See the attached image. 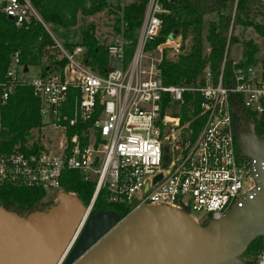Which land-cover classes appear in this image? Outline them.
I'll return each mask as SVG.
<instances>
[{"label": "built area", "instance_id": "built-area-1", "mask_svg": "<svg viewBox=\"0 0 264 264\" xmlns=\"http://www.w3.org/2000/svg\"><path fill=\"white\" fill-rule=\"evenodd\" d=\"M132 1L121 0L114 17L122 19ZM0 13L16 27L42 23L29 0H0ZM168 13L163 0H147L134 42L123 35L127 24L120 21L121 33L105 46L103 74L86 63L84 46L65 47L42 23L53 40L46 50L64 65L26 79L29 68L19 53L12 55L0 80V132L2 109L18 85H27L39 101L40 130L54 132L57 142L38 144L35 153L0 152V187L38 188L57 202L62 172L79 171L94 184L81 225L102 189L111 202L185 212L199 225L220 220L252 198L256 183L249 159L239 156L235 124L247 126L264 115V62L232 61L228 85L222 71L214 83L207 68L202 85H165L162 60L187 47L180 34L179 41L168 36L153 46ZM186 93L198 94L200 103L197 117L183 123ZM186 109L188 115L194 110L191 104ZM195 118L202 127L191 140L188 126ZM253 264H264V250Z\"/></svg>", "mask_w": 264, "mask_h": 264}, {"label": "trees", "instance_id": "trees-1", "mask_svg": "<svg viewBox=\"0 0 264 264\" xmlns=\"http://www.w3.org/2000/svg\"><path fill=\"white\" fill-rule=\"evenodd\" d=\"M110 0H29L39 15L42 23L51 25L53 32L62 30L69 32L77 25L78 15L93 16L106 11L115 15L120 8L118 2L114 9H109ZM147 0H133L124 7L122 19L114 18L115 35L120 34L119 22L124 21L127 29L123 35L135 41L136 30L139 27ZM258 0H163V6L169 11L162 15V28L153 46L163 43L165 39L177 30L183 42H189V47L175 58H164L159 66L162 82L167 86H198L203 84V73L207 68L216 83L222 71V83L228 85L232 77V62L226 57V51L236 39L232 32L234 27L252 28L264 38V24L255 23L250 18L252 7ZM37 20L16 27L13 21L0 13V80L3 79L10 59L14 53H19L21 65L40 67L41 74L46 69L55 70L64 65V60L57 61L46 50L53 45V40L44 25ZM76 33L75 30L72 31ZM59 34V33H58ZM61 35V34H60ZM76 42H63L70 48L75 45L86 49V63L91 69H97L100 74L108 64L105 46L94 36V27L88 25L78 31ZM74 38V37H72ZM67 40V38L65 37ZM207 48L205 51L204 48ZM256 46L250 41L243 43L242 58L247 63H254ZM47 64H43L44 60ZM185 107L182 109V122H189L191 117L199 113L200 97L198 94L185 95ZM193 106V112L186 114L187 105ZM2 130L0 132V152L8 153L14 149L35 153L38 142L32 138V132L39 130L42 119L39 114V101L33 96L32 89L27 85H18L10 96L7 105L1 112ZM238 123L235 129L238 130ZM254 134L264 136V115L254 120ZM202 127L201 118L190 122L188 129L192 130L193 140ZM71 134V130L68 131ZM60 187L63 194H72L87 206L91 200L94 184L84 181L82 174L76 170L62 172ZM44 191L38 188H16L10 185L0 187V207L21 217H26L36 211L47 209L41 203L45 197ZM110 194L102 189L96 196L89 216L112 214L119 221L125 218L133 209L132 204L114 203L109 200ZM56 205V203L54 204ZM202 224L201 226H204ZM264 250V237L258 236L252 240L242 253L244 264H253L257 253Z\"/></svg>", "mask_w": 264, "mask_h": 264}, {"label": "water", "instance_id": "water-1", "mask_svg": "<svg viewBox=\"0 0 264 264\" xmlns=\"http://www.w3.org/2000/svg\"><path fill=\"white\" fill-rule=\"evenodd\" d=\"M254 128L248 122L235 140L256 189L220 220L201 226L185 212L138 207L121 221L98 214L81 225L85 206L61 193L50 210L27 217L0 207V264H244L238 256L264 237V137Z\"/></svg>", "mask_w": 264, "mask_h": 264}, {"label": "rangeland", "instance_id": "rangeland-1", "mask_svg": "<svg viewBox=\"0 0 264 264\" xmlns=\"http://www.w3.org/2000/svg\"><path fill=\"white\" fill-rule=\"evenodd\" d=\"M121 4V0H110L109 9H114V6H116L117 3ZM250 18L258 24H264V0H258V3L252 7V10L250 12ZM114 15H108L106 11L101 12L99 14L88 16V17H82L81 15H78L77 18V25L74 28H71L69 32L65 31H58V33L53 32V28L51 25H47V30L51 33L53 38L59 42L62 43L64 41H67L68 43L76 42L79 39L78 31L86 27L88 25H92L94 27V36L98 40V42L101 45L107 46L108 44L114 42L117 38V35L114 33V28L116 27ZM75 30L76 33H73L72 31ZM61 34V35H60ZM234 38L236 39L235 42H232L228 50L226 51V57L229 61H238L241 60L242 62H246L244 58H242V50H243V43L250 40L257 49V52L254 56V63L257 64V62H264V38L257 35L252 28H243V27H234L232 32ZM67 38V40L65 39ZM74 37V38H72ZM187 47H189V42H187ZM205 51L207 48H204ZM183 52V51H182ZM181 52V53H182ZM171 58V57H169ZM175 58V57H173ZM47 60L45 59L43 61V64H47ZM28 73L24 75V77L27 79L35 78L39 74L40 67H29ZM54 137V132H50L48 130H34L32 132V138H35V141L38 142L39 146H41V143L46 144V146L51 147L57 142V136ZM264 137V136H263ZM72 195V194H71ZM41 203L45 205V208L47 209L44 212H47L51 209V207L54 206L56 201H54L53 194L51 195H45V197L41 200ZM40 212V211H36ZM27 217V216H26ZM239 261H243L242 254L238 256Z\"/></svg>", "mask_w": 264, "mask_h": 264}, {"label": "flooded vegetation", "instance_id": "flooded-vegetation-1", "mask_svg": "<svg viewBox=\"0 0 264 264\" xmlns=\"http://www.w3.org/2000/svg\"><path fill=\"white\" fill-rule=\"evenodd\" d=\"M238 131L246 132V131H247V126H246V124H242V123L240 122L239 125H238Z\"/></svg>", "mask_w": 264, "mask_h": 264}]
</instances>
